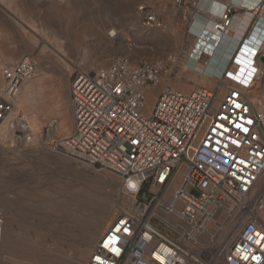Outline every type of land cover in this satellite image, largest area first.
<instances>
[{
  "label": "built area",
  "instance_id": "1",
  "mask_svg": "<svg viewBox=\"0 0 264 264\" xmlns=\"http://www.w3.org/2000/svg\"><path fill=\"white\" fill-rule=\"evenodd\" d=\"M178 2L194 6L193 0ZM139 12L148 26L157 25L152 8L140 6ZM250 13V29L257 23L256 29L264 21V1ZM236 14L225 7L216 31L226 37ZM204 54L211 55L201 52L198 61ZM185 66L193 68L189 61ZM232 66L209 76L217 81L213 90L188 94L168 86L149 116L146 89L157 87L164 66L118 58L107 69H74V132L45 136L41 148L111 173L137 193L135 207L120 213L89 264H264V222L257 215L264 211V186L252 196L264 174V115L249 102L248 86ZM38 68L25 56L3 70L0 128ZM18 132L21 142L29 140L26 131ZM237 229L238 238L228 244Z\"/></svg>",
  "mask_w": 264,
  "mask_h": 264
},
{
  "label": "rangeland",
  "instance_id": "2",
  "mask_svg": "<svg viewBox=\"0 0 264 264\" xmlns=\"http://www.w3.org/2000/svg\"><path fill=\"white\" fill-rule=\"evenodd\" d=\"M6 2L7 6L0 8V94L5 85V68L25 56L38 62V74L24 86L14 112L15 116L21 114L29 119L36 114L46 116L36 141L49 124L54 125L55 137L72 133L70 86L78 66L107 69L118 58H129L135 66L145 60L162 63L166 69L160 85L164 88L150 103L152 106L168 86L181 91L189 88V93L215 86V79L185 67L189 55L182 60L178 56L183 39L169 33L176 52L165 54L163 45L167 41L162 36L166 27L150 0H0L2 4ZM172 2L180 6L178 0ZM144 5L157 13L159 26L147 25L139 12ZM113 31L117 36H110ZM122 34L126 37L122 38ZM196 41L197 38L191 51ZM208 60L203 55L200 62ZM261 70L255 87L258 95L253 94L256 99L264 97V68ZM27 86L31 87L29 102L19 107ZM153 94L156 95L149 93V98ZM256 108L264 111L257 104ZM63 123L72 126L69 134L60 132ZM19 136L18 130H11L7 123L0 130V192L4 197L0 199L4 232L0 264L9 257L1 248L19 240L20 231L29 227H39L51 235L49 255L43 264H89L103 234L132 200L120 192L117 176L80 165L35 144L28 145Z\"/></svg>",
  "mask_w": 264,
  "mask_h": 264
},
{
  "label": "bare ground",
  "instance_id": "3",
  "mask_svg": "<svg viewBox=\"0 0 264 264\" xmlns=\"http://www.w3.org/2000/svg\"><path fill=\"white\" fill-rule=\"evenodd\" d=\"M63 1L65 0H62V2ZM263 1L264 0H262V2L256 8L247 10L245 12L246 15L248 16L247 20L249 21H247L248 24H245L244 26L242 24H238V26L235 27L238 21V15L236 14V17L234 20V26L229 29L226 37H225L224 32L216 31L217 28L215 27H216V23L219 22L218 20H221L219 16L221 15V13H223V10L225 9V7H228L229 9L232 7H229L227 5L226 6L220 5V4L215 5V7H213L211 10L212 15H210V19L207 21V25L204 27V30L197 29L198 25L197 27H193V30L198 31L199 38H197L196 45L193 51L189 53V57H188L190 66L193 67V69L197 68L196 70L199 71V73H201L205 77L206 76L209 77L210 75H215V74L219 75L220 73V71H218L219 69H222V72H223V68L227 67L228 65L230 66L233 65L232 67H230V72L235 77L236 76L239 77L248 86L247 88H243V92L246 94L249 102L255 109H257L256 104L259 105L261 108H264V97L260 96L258 99H256V97L253 96V94L258 95V92L255 90V87L256 85H258V81L262 75L261 69L264 68V63L262 61V58L264 57L263 56L264 55V50H263L264 49V21H262L260 26L257 27L256 29L255 27L257 23L253 25L254 28L252 27L250 29L251 24L253 23V21H255V17L253 16L252 13H250V11L255 13L256 10L259 8V6L263 3ZM193 3L194 5H196V0H193ZM157 25H158V22H157ZM222 29H226V27H224L223 25ZM234 31H236L235 36H237V32L239 33V35L242 34L239 38V42L237 41L238 42L237 45L240 44V41L244 40L246 36V41L242 42V45L244 46L242 45L237 46L235 45L236 43L234 40H233L234 43H232L230 39H228V37L231 36L232 33H234ZM110 36L115 37L117 36V34L115 33V31H113L110 33ZM125 37L126 35L122 34V38H125ZM205 51L207 53L208 52L211 53V55L209 56L208 54H204V55L208 56L209 59L211 58L210 56H212L213 58L210 64H203V62H200L201 60L198 61L200 53L201 52L205 53ZM157 64L164 66L162 63H157ZM161 78L162 76L159 78L158 85L161 82ZM28 82L29 81L23 84V87L20 89L19 93L16 95L14 101L12 102L14 105V110L10 114V116L7 118V120L3 122L0 130L2 129L3 125L7 123L11 130L20 129V130L26 131L27 132L26 137L27 138L29 137V140H25L26 143L28 145L35 144L37 147L42 149L41 148L43 147L42 140L44 139V137L47 136V139L51 140V138L55 136L54 125L53 124L47 125L44 128L43 132L41 133L40 139L36 141L35 139L38 138L40 134V130L42 129V125H44V121H46V116L44 118V116H40L36 114L31 119H29L28 117H25L24 115H21V114L17 116L14 115L15 108H16L15 101L20 95L24 86ZM216 85H217V81L215 79V86L213 89L217 88ZM30 88H31L30 86H27L24 89L18 101L19 107H24L28 104L30 96H31ZM148 89H146L147 104H146V109L144 110V113L149 116L151 115L152 110L154 108V105L152 106V104L150 103H152L154 99H156V95L153 94V96L149 98ZM186 89L188 90L189 88H186ZM186 89L183 92L189 94V92L186 91ZM70 90H71V86H70ZM257 110L263 113L264 115V111H261L260 109H257ZM71 131H72V126H70L67 123H63L60 129V132L63 134H69ZM73 132H74V129L70 135H72ZM70 135H66L62 137H67ZM62 137H58V138H62ZM179 183L180 182H178V184ZM263 186H264V174L261 176L259 183L256 185L255 189L253 190L252 196H255V195L259 196V191H261V188ZM179 188L180 187H178L176 183V186L174 187L175 191L179 190ZM120 192L128 200H132L130 206L128 208H125L128 211L132 210L135 207L137 193L128 192L126 189L123 188L122 185L120 186ZM257 215H258V218L260 217V219H262L264 222V211L258 212ZM238 236H239V229L231 230V237L227 241L228 244L235 241L238 238ZM50 239H51L50 233L48 231L42 230L39 227H36V228L29 227V228H25L21 230L19 240H14V242H10L4 248L3 247L1 248L2 250H5L6 253L9 255V257L5 259L6 260L5 264H43V262L47 260V257L49 255L48 246H49ZM96 249H97V246H96Z\"/></svg>",
  "mask_w": 264,
  "mask_h": 264
},
{
  "label": "crops",
  "instance_id": "4",
  "mask_svg": "<svg viewBox=\"0 0 264 264\" xmlns=\"http://www.w3.org/2000/svg\"><path fill=\"white\" fill-rule=\"evenodd\" d=\"M150 1L154 2L155 8L158 11L159 19L161 23H163L166 27L165 29L166 31H163L164 35L162 36V38H164L167 41L166 44L163 45L165 54L170 55L176 52V48L172 44V36L170 34L175 35L176 38L179 40L182 39L184 40L183 42H181L182 46L179 48V52H178V56L180 57L181 60L187 58V55H189V52L191 51L195 43L197 34L199 35L197 30H193L192 34L189 33L188 28L194 23L192 28L197 27L198 25L197 29L204 30V27L207 25V21L210 19V15H212L211 10L213 7H215V5L220 4V5H225V6L227 5L229 7H232V9L238 15V21L235 26L237 27L238 24H242L243 26L245 24H248L247 21L249 20H247L248 16L246 15L245 12L247 10L256 8L262 2V0H196V5L194 6L191 5L187 9L183 7L184 9H182L180 6L176 5L175 2H172L174 0H150ZM5 6H7V2L4 4L0 3L1 9H3ZM243 20L244 22L245 21L246 22L244 23ZM235 32L236 31H234V33H232V35L229 36L228 39H230L232 43H234L235 41L236 43L235 45H237V43L239 42V38L242 34L239 35V33L237 32V36H235ZM209 62L210 59L208 60L207 63ZM207 63L203 62V64H207ZM218 71H220L219 73L220 75L222 69H219ZM163 88L164 86L159 84L156 88H149L148 92L156 93V96H158V93H160L163 90ZM154 90L156 91L154 92ZM1 194L2 193L0 192V199H3L4 197ZM3 238H4V232L0 225L1 243Z\"/></svg>",
  "mask_w": 264,
  "mask_h": 264
},
{
  "label": "water",
  "instance_id": "5",
  "mask_svg": "<svg viewBox=\"0 0 264 264\" xmlns=\"http://www.w3.org/2000/svg\"><path fill=\"white\" fill-rule=\"evenodd\" d=\"M262 61H263V63H264V57L262 58Z\"/></svg>",
  "mask_w": 264,
  "mask_h": 264
}]
</instances>
